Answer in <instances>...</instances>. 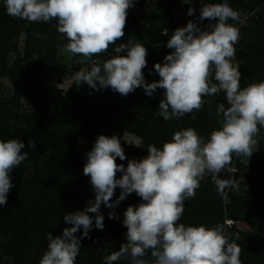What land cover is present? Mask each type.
<instances>
[{
	"label": "clouds",
	"instance_id": "clouds-1",
	"mask_svg": "<svg viewBox=\"0 0 264 264\" xmlns=\"http://www.w3.org/2000/svg\"><path fill=\"white\" fill-rule=\"evenodd\" d=\"M136 0H3L7 13L28 22L58 21L57 31L68 43L63 51L81 55L91 67L79 70L74 83H86L91 89H107L127 96L142 87L148 96L163 89L157 117L168 121L199 112L211 97L224 93L226 104L218 103L215 116L219 127L207 137L187 127L173 133L162 147L147 146L142 159H127L121 138L100 134L86 154L83 173L90 177L95 199L82 210L64 215L71 225L61 235L47 234L48 245L39 264H77L82 240L89 237L95 221L103 229L102 204L114 209L135 192L141 202L124 212L126 242L119 250L104 256V264H242L238 233H229V222L185 224L180 222L185 201L195 198L197 189L211 176L217 192L228 202V191L235 188L231 179L220 178L231 172L233 155L252 157L257 150V137L264 128V80L240 86L242 73L236 59L235 44L243 24L239 12L228 0L202 3L199 20H190L177 28L167 41L173 49L156 63L160 79L148 83L143 69L147 66L148 49L139 41L119 43L124 36L128 9ZM187 4V0H184ZM196 9L190 7L187 15ZM207 26H201L204 20ZM167 35L168 32H163ZM110 45L115 55L104 61L93 56L107 52ZM227 105V106H226ZM209 115H213L209 108ZM193 119L195 116L193 115ZM141 146L140 142L133 143ZM35 146L32 142L29 147ZM254 148H256L255 151ZM24 141L0 137V206H5L14 187L10 173L28 159ZM122 176L117 178V173ZM120 195L112 200L115 190ZM94 213L95 216L90 215ZM109 219H117L114 211ZM83 229L80 236L77 233Z\"/></svg>",
	"mask_w": 264,
	"mask_h": 264
},
{
	"label": "trees",
	"instance_id": "trees-1",
	"mask_svg": "<svg viewBox=\"0 0 264 264\" xmlns=\"http://www.w3.org/2000/svg\"><path fill=\"white\" fill-rule=\"evenodd\" d=\"M201 2L207 3L208 0H195V7L200 8ZM132 9L133 7L128 10ZM128 18L140 37L149 33L150 29L140 16L129 13ZM19 23L25 22L10 16L3 0H0V76L6 70L3 57L10 47V33L14 32L13 28ZM57 23L58 21L52 20L32 22L31 25L32 29L45 36ZM28 32L31 34L29 28ZM125 37L124 33L120 43H125ZM259 50L261 51V48ZM159 54L157 50L154 59L150 60L152 64L158 63ZM42 59L47 65L55 64L58 60L56 45H49ZM29 69L34 71L37 68L31 64ZM152 77H159V74L155 72ZM163 91L159 88L156 90L152 107L140 104L143 117L131 112L130 108L134 102L129 100L124 117L119 119L116 125L109 126V130L100 117L112 113L114 90L111 88L96 90L86 83L79 86L75 84L66 96H62L57 86L45 85L38 80L34 92L37 98L35 111L21 114L17 110V100L0 103V137L24 141V150L28 152V159L15 167L12 178L14 187L8 195L7 204L0 206V264H39L47 249V234L52 232L54 236L61 235L64 228L71 226L64 222V215L82 210L85 203L91 199V194L86 192H91L92 189L86 186L90 177L84 175L83 168L87 162L86 154L100 134L120 137L124 132H132L143 139L140 149H129L121 143L127 159L121 161L117 158V163H123L127 167L129 160H139L148 155V145L162 147L177 130L193 127L207 137L219 127L217 118L205 113L203 108L199 112L186 114L180 123L157 117L156 112L163 99ZM17 93H21L20 86H17ZM219 98L216 105L221 102L226 104L225 95ZM118 125L120 127H117ZM80 135L90 139L89 148L83 154L76 149V141ZM257 141L256 148L259 150L254 152L248 167L241 162V156L235 154L230 165L232 169L235 163L238 171L246 168L244 175L248 178L249 187L246 195H237L232 189L227 190L228 202L225 203L218 194L211 176H208L201 182L195 198L192 199L194 213L184 211L191 213L192 224L196 225L203 223L212 226L223 223L226 219H244L256 226L257 232L251 235H240L241 232L235 226L229 229V233L239 234L236 243L241 248L242 264H264V141L258 138ZM30 142L35 146L29 147ZM219 175L222 179L232 180L231 172L227 170ZM120 176L122 173L118 172L117 178ZM236 176L238 177V174ZM120 190L117 187L113 201L119 196ZM128 197L130 199L125 198L118 204L124 210L141 202L138 195L131 193ZM104 210L105 214H108L109 208L105 206ZM123 220L124 217L122 223ZM82 231L83 229L77 235L80 236ZM126 232V226L122 229L111 227L102 232L95 227L94 221L89 237L82 240L77 264H104V256L119 250L121 244L126 242ZM117 264H129V260L124 259Z\"/></svg>",
	"mask_w": 264,
	"mask_h": 264
},
{
	"label": "rangeland",
	"instance_id": "rangeland-1",
	"mask_svg": "<svg viewBox=\"0 0 264 264\" xmlns=\"http://www.w3.org/2000/svg\"><path fill=\"white\" fill-rule=\"evenodd\" d=\"M187 4L184 0H136L133 9L127 10L128 14L140 16L143 19L146 27L150 29L149 33L140 37L134 26L130 23L128 15L126 18V24L124 28L125 43L129 40L139 41L145 44L148 49L146 59L148 61L147 66L143 69L145 80L151 83L160 77L155 76L154 66L155 63H151V59L156 56L157 50L160 52L158 62L163 63L164 57L173 51L167 47V41L171 38L174 31L182 26H186L190 20H199L200 8L195 7V0H187ZM212 2V0H208ZM207 2V3H208ZM219 2V0H217ZM229 4L239 12L241 20L243 21L240 27L239 41L235 44L236 59L240 64V71L242 73L240 86L245 87L251 83L264 80V0H228ZM194 7L196 9L192 16L187 15L188 9ZM25 23H19L15 25L12 33L9 36L10 47L7 49L3 59L5 61L6 70L0 76V103H9L11 101H18L17 110L21 114H27L35 111L37 106V98L34 96L37 82L49 86H57L61 90V95L66 96L74 87V76L81 69H88L91 67L90 61L81 55L71 56L63 51L65 45L68 43L67 38L57 31V27L51 28L49 33L45 36L38 30L32 29V22L23 20ZM209 21L206 19L202 22V27L207 26ZM28 28L31 30V34L28 32ZM168 32L164 35L163 32ZM120 41H117V45ZM49 45H56L57 49V62L53 65H47L42 59L46 54V49ZM116 45H110L107 52L95 55L92 59L97 61H104L111 56L115 55L113 48ZM261 48V51L259 50ZM27 49L29 51H27ZM35 65L34 71L29 69V66ZM17 86L21 87V93H17ZM221 96L224 93H220L211 97L212 104H207L206 107H202L205 113L209 114V108L215 116L216 103L219 102ZM155 94L148 96L142 87H138L135 91L131 92L127 96H123L120 93L114 91L111 103L112 113H106L100 117L101 122L107 127V130L113 125L117 124V121L124 117L125 107L129 100H133L131 105V112L143 117L144 114L140 110V104L152 107V103L155 100ZM109 112V110L107 111ZM216 117V116H215ZM217 122L219 124V118ZM185 116L181 119H171L172 121L184 120ZM168 120V121H171ZM172 123V122H170ZM111 126V127H109ZM117 127H120L118 125ZM109 135V134H107ZM121 143L127 148L135 147L140 149L143 145V139L132 132H124L120 135ZM264 141V128H261L260 134L257 137ZM140 142L141 146H136L133 143ZM90 139L86 136L80 135L76 141V149L80 153H85L89 148ZM255 151V148L254 150ZM254 154V153H253ZM252 157L241 156V162L248 167ZM15 168L10 173L11 177L14 176ZM246 168L238 171L237 165L234 163L232 166L231 177L235 182V188L232 189L237 195H246L249 189L248 178L244 175ZM238 174V177L236 176ZM86 186H90L91 192L84 190L91 194V199H95V191L91 184V180L86 181ZM13 190L11 189L9 195ZM121 192V190H120ZM133 195H137L135 192ZM120 195V193L118 194ZM129 196V195H128ZM126 197V200L129 197ZM130 199V198H129ZM85 203L84 207L88 205ZM105 206L102 204L101 212L105 214ZM194 207L192 199L185 201V211L192 214ZM117 213V219H109L106 213L104 224L105 227L101 230L105 231L107 228L114 227L115 229H122L124 227L122 218L124 217V210L121 206L117 205L114 209L109 211ZM184 212L181 217L182 223L192 224L193 218L191 213ZM90 215L95 216L94 213ZM245 218V215H244ZM94 222V221H93ZM225 222H229L228 232L232 226H235L240 232V235L255 234L257 227L248 223L246 220L234 221L232 219H226ZM241 237V236H240Z\"/></svg>",
	"mask_w": 264,
	"mask_h": 264
}]
</instances>
